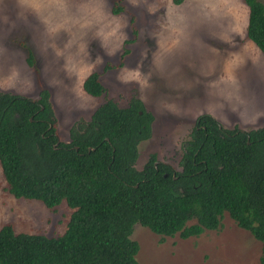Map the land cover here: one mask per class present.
Returning a JSON list of instances; mask_svg holds the SVG:
<instances>
[{
    "label": "rangeland",
    "instance_id": "obj_1",
    "mask_svg": "<svg viewBox=\"0 0 264 264\" xmlns=\"http://www.w3.org/2000/svg\"><path fill=\"white\" fill-rule=\"evenodd\" d=\"M247 14L241 0H0V92L37 99L48 90L62 142L107 99L124 107L137 98L153 120L135 166L156 153L179 168L203 113L228 129L264 126V55L245 35ZM93 71L105 89L98 97L82 88ZM72 211L15 198L0 167V227L58 235ZM130 238L138 264H259L261 254L227 213L219 230L196 237H162L137 222Z\"/></svg>",
    "mask_w": 264,
    "mask_h": 264
},
{
    "label": "trees",
    "instance_id": "obj_2",
    "mask_svg": "<svg viewBox=\"0 0 264 264\" xmlns=\"http://www.w3.org/2000/svg\"><path fill=\"white\" fill-rule=\"evenodd\" d=\"M241 1L245 35L264 55V0ZM26 62L34 67L30 51ZM82 88L93 97L105 90L94 71ZM48 97L45 89L37 99L0 92V167L15 198L48 208L64 201L73 211L58 235L2 225L0 264H138L134 223L186 239L219 230L226 213L261 244L264 264V126L228 129L203 113L181 144L179 168L156 153L137 168L153 120L139 99L124 107L107 99L62 142Z\"/></svg>",
    "mask_w": 264,
    "mask_h": 264
}]
</instances>
